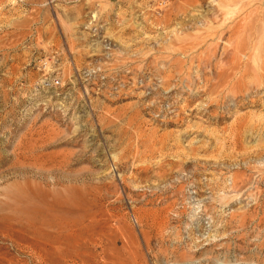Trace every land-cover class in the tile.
I'll use <instances>...</instances> for the list:
<instances>
[{"label":"rangeland","instance_id":"1","mask_svg":"<svg viewBox=\"0 0 264 264\" xmlns=\"http://www.w3.org/2000/svg\"><path fill=\"white\" fill-rule=\"evenodd\" d=\"M0 264H264V0H0Z\"/></svg>","mask_w":264,"mask_h":264}]
</instances>
